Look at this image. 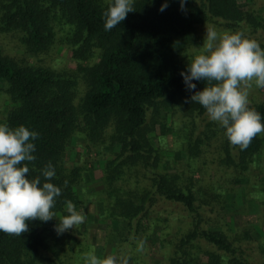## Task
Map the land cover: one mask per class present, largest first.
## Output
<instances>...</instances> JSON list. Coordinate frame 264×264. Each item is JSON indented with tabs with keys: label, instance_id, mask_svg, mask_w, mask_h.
I'll use <instances>...</instances> for the list:
<instances>
[{
	"label": "trees",
	"instance_id": "trees-1",
	"mask_svg": "<svg viewBox=\"0 0 264 264\" xmlns=\"http://www.w3.org/2000/svg\"><path fill=\"white\" fill-rule=\"evenodd\" d=\"M110 2L0 0V102L8 103L0 124L39 133L28 178L44 182L42 170L51 162L56 176L50 182L62 190L53 209L57 218L68 215L66 201L78 211L94 202L100 217L117 224L114 255L135 264L139 242L154 232L168 250L164 264H264L262 245L247 229L227 232L220 225L225 219L217 214L234 205L232 193L193 178L200 171L195 160L203 162L211 152V161L225 172L248 178L250 164L263 153L264 133L246 150L231 145L226 130L200 104L185 102L192 91L181 76L194 58L188 53L198 25L234 30L245 24L256 32L261 20L238 0H187L185 11L180 0H167L164 11L159 9L165 0H135L136 11L105 31L103 13ZM57 46L70 51L73 67L59 69L44 60ZM17 47L35 61L11 53ZM193 83L197 91L205 86ZM250 107L264 123V101ZM168 127L180 132L176 141L189 167L176 161L174 170H161L153 137L165 139ZM74 139L80 140L81 160L70 154ZM91 152L102 157L99 188L83 195L85 175L94 169ZM173 216L187 225L166 238ZM57 222H27L29 231L21 236L0 232V264H86L93 245L84 231L78 226L57 235Z\"/></svg>",
	"mask_w": 264,
	"mask_h": 264
},
{
	"label": "clouds",
	"instance_id": "clouds-1",
	"mask_svg": "<svg viewBox=\"0 0 264 264\" xmlns=\"http://www.w3.org/2000/svg\"><path fill=\"white\" fill-rule=\"evenodd\" d=\"M149 3L152 0H148ZM187 0H180L185 11ZM167 7V0L160 11ZM136 11L135 0H112L103 13L104 30L110 31ZM187 90H191L186 103H198L211 121L226 130L231 145L246 150L252 140L264 133L261 114L250 107V90L264 87V48L244 32L220 35L214 28L206 29L203 50L188 62L187 71L181 72ZM204 81L205 86L196 90L193 81ZM39 133L20 125L10 128L0 124V232L21 236L29 231L27 222H48L54 218L57 235L73 230L86 220L83 209L79 211L71 201H66L68 215L57 218L53 211L60 187L50 182L56 176L55 167L49 162L40 176L29 179V163L36 160L35 144ZM67 183V182H65ZM142 250V246L140 249ZM86 264H129L128 256L109 255L100 259L94 250L84 255Z\"/></svg>",
	"mask_w": 264,
	"mask_h": 264
},
{
	"label": "rangeland",
	"instance_id": "rangeland-1",
	"mask_svg": "<svg viewBox=\"0 0 264 264\" xmlns=\"http://www.w3.org/2000/svg\"><path fill=\"white\" fill-rule=\"evenodd\" d=\"M240 4L244 7L248 6L253 9L261 20L262 25L257 29L256 32H251L248 25H242L234 30L226 29L223 25L209 23L205 25H198L196 30V39L189 50V55L196 56L201 54L203 50V38L208 28H214L220 35L225 33H235L242 31L246 36H249L258 42L264 43V0H238ZM264 48V47H262ZM20 54L25 58V61L33 62L36 57H32L31 53H25L22 49L18 47L11 51V53ZM70 51H67L64 47H56L51 54L50 58L44 59L50 62L52 66L56 68L73 67L75 62L70 58ZM250 102L259 103L264 101V87H256L253 82V87L250 90L249 95ZM8 107V103L0 102V116L3 111ZM169 114V113H168ZM167 114V122H170L171 118ZM162 115L165 113L162 111ZM176 125L180 124V118L177 116L175 118ZM166 129V128H165ZM168 131L166 138L156 139L153 137V142L159 144L161 149V154L163 162L161 164V170H174V163L183 164V166H190V161L187 156L184 155V149L181 142L176 141V137L180 134L179 131L171 132V128L166 129ZM152 137V133L150 134ZM155 139V140H154ZM79 139H74L70 150V154L74 155L75 160H81V149L79 145ZM213 150V149H212ZM202 158L195 160V166H199L200 171H196L193 174L194 180H201L200 182H206L205 185L215 184L214 186H221L232 193V198L234 200V205L230 207L229 204L224 205L223 208L219 210L217 216L219 218H224L225 220L220 223L222 228L227 232L233 231L234 229L243 228L250 232L252 238L260 245L264 250V213H263V203L264 200V150L260 157L256 156L255 160L250 164L249 177H236L233 176L229 171L225 172L223 167H220L216 162L211 161L214 158L212 152L206 153ZM89 160L91 164H94V169L92 174L86 173L85 183L80 187L83 189V195L85 191L91 192L99 188L101 166L100 160L101 156L96 155L91 152L89 155ZM174 160V162H173ZM205 163V164H203ZM176 164V163H175ZM179 167V165H178ZM83 200L86 196L82 197ZM230 199V198H229ZM86 214V220L83 224L79 225L80 230L84 231L85 238L87 242L93 245V250L98 258L104 259L109 255H114L115 249V237L117 224L114 221L104 219L98 215L97 206L94 202L85 203L81 206ZM226 223V224H225ZM228 223V224H227ZM169 225L171 230L166 238L175 236L178 233L177 227L181 226L184 228L187 222L177 216L169 217ZM182 231V230H181ZM141 236V233L138 235ZM142 250L138 252L137 264H164L166 261V256L168 250L166 246L163 247V242L160 240L156 232L151 236H145L141 242H139V247ZM129 264H135L134 260L129 259Z\"/></svg>",
	"mask_w": 264,
	"mask_h": 264
}]
</instances>
